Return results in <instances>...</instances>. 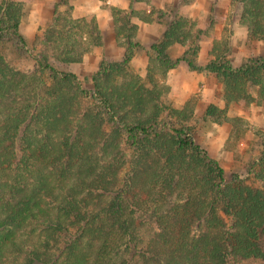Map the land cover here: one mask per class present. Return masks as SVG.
Segmentation results:
<instances>
[{"label": "trees", "instance_id": "1", "mask_svg": "<svg viewBox=\"0 0 264 264\" xmlns=\"http://www.w3.org/2000/svg\"><path fill=\"white\" fill-rule=\"evenodd\" d=\"M25 1L0 0V42L29 52L36 65L22 74L0 57V264H264V139L247 175L227 181L195 142L185 106L153 102L157 89L145 97L130 68L141 44L128 15L123 22L113 16L116 41L124 30L125 42L115 59L103 56L86 87L45 53L28 50L19 31ZM236 2L248 39H264V0ZM186 4L128 10L162 25L150 50L166 70L186 61L214 72L224 79L227 103L239 101L244 81L260 84L255 73L264 57L235 67L224 44L202 67L184 55L172 60L165 51L186 41L189 20L179 12ZM61 7L73 10L70 0L53 3L42 38L66 40L63 53H70L79 27L60 16ZM60 24L66 32L51 33ZM222 111L210 105L204 116Z\"/></svg>", "mask_w": 264, "mask_h": 264}, {"label": "rangeland", "instance_id": "2", "mask_svg": "<svg viewBox=\"0 0 264 264\" xmlns=\"http://www.w3.org/2000/svg\"><path fill=\"white\" fill-rule=\"evenodd\" d=\"M188 1L189 4L182 5L179 11L189 20L186 27L188 29L186 41L183 44L176 42L165 51L172 60L184 55L196 67H202L210 57L215 58L220 54L224 44L228 46L225 57L235 67L249 58L264 57V39H248L247 28L240 22L242 6L236 0ZM37 2L39 3L40 0L25 1L19 22V31L28 44V50L32 53H45L48 62L57 70L72 72L78 76L82 85L92 87V77L98 70L103 56L107 55L115 59L120 53L118 45L125 42L122 38L125 31L123 30L124 33L118 31L115 52L99 55L98 50L103 47L104 40L97 31L98 25L96 27L94 15L84 12L74 13V8L70 14L61 7L60 16L70 15L74 19L73 23L79 27L76 31L73 30L71 35L73 42L71 52L63 53L66 40L42 38L43 28L44 30L47 28L54 16L53 3L48 5L52 14L45 21H37L39 24L36 28L34 22L30 20V16H33L30 9ZM127 15L131 24L136 25L135 40H138V23L132 20L130 10L113 8V16L118 17L119 21H126ZM34 16L42 17L44 12L41 10L34 13ZM67 28L68 25L60 24L50 31L60 32L63 35ZM126 30L130 33L131 26ZM159 38L160 36L152 42L159 41ZM152 42L144 45L139 41L141 45L130 60L132 72L142 79L141 84L144 90H147L145 97L150 96L148 93L150 89H157L160 93L153 102L178 110H182L185 106L187 123L193 127L195 142L219 161L224 169L225 179L229 181L234 174L246 176L250 163L258 158L264 139V100L259 93L261 88L264 90V70H257L255 73L260 84H249V81H244L242 85L244 87L240 88V100L227 103V91L225 95L224 79L221 76L207 70L192 69L186 61H180L174 67L175 70L174 68L166 70L163 64L155 60V53L150 50ZM72 54L77 58L74 61L70 59ZM1 56L7 65L19 73L36 72V65L29 52L24 54L7 39L0 42ZM178 66L184 68L176 69ZM210 105L223 110L222 113L217 112L213 117L204 116ZM173 117L179 122L183 119L175 114Z\"/></svg>", "mask_w": 264, "mask_h": 264}, {"label": "crops", "instance_id": "3", "mask_svg": "<svg viewBox=\"0 0 264 264\" xmlns=\"http://www.w3.org/2000/svg\"><path fill=\"white\" fill-rule=\"evenodd\" d=\"M58 1L59 0H40L39 3L37 2L32 6L30 11L33 16H30V20L34 22L35 28L39 24L37 21H45L49 15L52 14L48 5ZM177 1L178 0H70V4L73 5L74 13L84 12L94 15L98 29L104 40L103 47L98 50V54L101 55L103 53L110 54L112 51H116L115 21L112 15L113 8L128 10L131 6L135 11L149 13L152 10L164 8L166 4H176ZM39 6H41L40 9ZM185 6H187V4ZM41 10L44 12V16H34V13H38ZM132 20L138 23V40L144 45L156 40L163 29L162 25L156 22L147 23L138 17H133ZM43 23L44 22H42V24ZM178 68L183 69L184 67L178 66L176 69Z\"/></svg>", "mask_w": 264, "mask_h": 264}]
</instances>
